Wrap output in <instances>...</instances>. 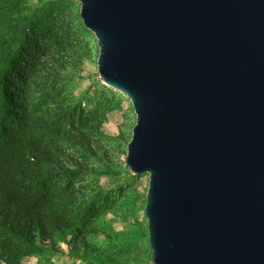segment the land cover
I'll use <instances>...</instances> for the list:
<instances>
[{"label":"water","instance_id":"95a60500","mask_svg":"<svg viewBox=\"0 0 264 264\" xmlns=\"http://www.w3.org/2000/svg\"><path fill=\"white\" fill-rule=\"evenodd\" d=\"M136 122L153 264H264V0H75Z\"/></svg>","mask_w":264,"mask_h":264},{"label":"rangeland","instance_id":"374dc122","mask_svg":"<svg viewBox=\"0 0 264 264\" xmlns=\"http://www.w3.org/2000/svg\"><path fill=\"white\" fill-rule=\"evenodd\" d=\"M6 1L17 2L0 4L13 29L19 16L38 14L39 42L63 63L59 72L40 79L34 78L35 63L26 66L25 83H17L15 93L27 113L49 124L46 134L73 161L64 168L47 166L43 178L65 230L40 245L22 242L23 253L0 257V264H153L144 213L148 175L126 166L136 115L130 99L99 77V47L80 19V3ZM1 37L9 34L0 30ZM80 135L92 139L93 153L71 144Z\"/></svg>","mask_w":264,"mask_h":264},{"label":"trees","instance_id":"16d2710c","mask_svg":"<svg viewBox=\"0 0 264 264\" xmlns=\"http://www.w3.org/2000/svg\"><path fill=\"white\" fill-rule=\"evenodd\" d=\"M38 20L35 13L21 15L13 29L0 7V30L9 34V39L0 38V257L19 256L22 242H50L52 232H63L67 227L55 211L43 178L47 166L64 168V163L73 159L46 134L49 124L27 113L15 93L16 84L25 83V67L31 63L38 64L31 67L35 79L63 68L60 57L39 42ZM70 140L78 151L94 152L90 137L80 135ZM34 182L38 187H31Z\"/></svg>","mask_w":264,"mask_h":264}]
</instances>
